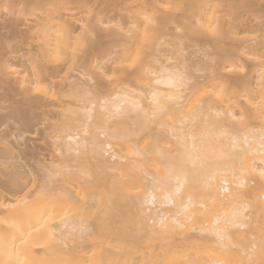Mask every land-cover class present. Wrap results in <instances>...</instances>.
I'll use <instances>...</instances> for the list:
<instances>
[{"label": "bare ground", "instance_id": "bare-ground-1", "mask_svg": "<svg viewBox=\"0 0 264 264\" xmlns=\"http://www.w3.org/2000/svg\"><path fill=\"white\" fill-rule=\"evenodd\" d=\"M81 1L0 0L34 41L9 89L61 108L53 162L0 190V264H264V0H123L91 28L116 27L112 67L55 82Z\"/></svg>", "mask_w": 264, "mask_h": 264}, {"label": "rangeland", "instance_id": "rangeland-1", "mask_svg": "<svg viewBox=\"0 0 264 264\" xmlns=\"http://www.w3.org/2000/svg\"><path fill=\"white\" fill-rule=\"evenodd\" d=\"M128 4L129 2H124L123 0H84L81 3L79 2V4H71L69 11L72 14L66 18H70L71 29L76 30L77 37L81 42L74 51L76 56L71 60L73 63L71 64L70 61L63 63L64 65L62 66L59 65L62 69L61 73L53 78V81L62 82L69 75H71V78L66 81H74L77 71H94L95 62L104 69L112 67V58L116 55L115 50L119 47L118 40L113 39L115 37L112 35L113 31L117 30L116 27L110 26L111 28L109 29L94 32L91 31V28L96 26L95 21L97 19L104 23L107 20L117 19L121 13H126L123 8ZM18 7L20 6L4 7L0 5V64L1 62H8L16 64L21 69L24 65L29 64L25 59L30 56L27 51L34 44V41L27 38L29 34L27 26L31 24L27 20L31 16L21 12ZM23 13L26 15H23ZM244 15L247 20H252V25L261 26V28L259 27L260 31L257 28L255 32L246 34V36L252 39V37L256 38L258 35L260 38L262 33L264 34L263 17L254 21L249 12ZM24 18H27V20H24ZM81 25L82 28H80ZM263 36L262 39H264ZM83 61L86 63H82ZM81 64L85 66V69L79 66ZM72 68H75V71H71ZM93 77L95 83L101 86L106 85V79L95 74H93ZM39 100V98L35 99L37 101L34 104L35 107L31 106L32 114L25 111V109H28L29 104L20 95L9 89L0 70V190L8 182L10 175L15 172L22 174L23 178L20 180L38 179L41 174V166L53 162L56 157L52 140L48 135L45 136L46 134L44 133L50 129L51 125L59 121L61 116L56 111L61 110V108L54 106L52 103L49 104V100ZM17 109L18 111L22 109L26 112V120H20L19 115L15 114ZM30 109L28 110L31 111ZM22 110L21 112H23ZM46 111H49L45 113L47 114V120L45 119L43 124L40 123L41 125L37 126V131L35 128L28 130L30 128L29 123L39 122L41 120L39 118L40 115L43 118V112ZM27 113L30 117H28Z\"/></svg>", "mask_w": 264, "mask_h": 264}]
</instances>
